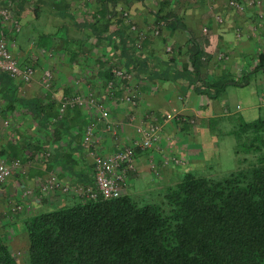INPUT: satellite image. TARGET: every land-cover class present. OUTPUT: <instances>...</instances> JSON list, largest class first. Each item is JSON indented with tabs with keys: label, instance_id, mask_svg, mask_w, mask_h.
<instances>
[{
	"label": "crops",
	"instance_id": "obj_1",
	"mask_svg": "<svg viewBox=\"0 0 264 264\" xmlns=\"http://www.w3.org/2000/svg\"><path fill=\"white\" fill-rule=\"evenodd\" d=\"M260 7L264 8V0ZM123 8L131 13L129 23L119 13ZM158 11L175 13L176 18L167 26L166 22L157 24ZM106 12L111 18L106 17ZM220 13L222 21L216 16ZM20 20L22 29L11 34L12 47L20 62L33 64L37 73L33 81L26 82L17 78L11 80L0 69V157L10 163L20 160L8 180L0 183V222L3 225L0 232L11 245L19 232L22 241L28 242L22 222L24 213L63 206L81 197L60 189L44 191L39 179L54 174L72 184L93 180L92 157L82 143L84 125L88 121L96 122L97 151L107 153L135 141L137 125L147 119L148 113H153L163 125L161 138L151 151L137 148L135 169L128 173L126 180L132 184L149 169L148 156L152 155L155 170L149 169L151 179L168 184L182 178L184 173L198 174L224 166L227 151L225 141L220 144V138L235 139L237 145L238 130L245 122L260 116L264 97L258 100L252 83L258 74L255 70L258 54L264 50V17L259 16L254 5L246 4L243 11H238L229 0H117L114 4L103 0H28ZM119 20L124 21L120 27ZM105 23L118 27L113 44L102 43L98 38L97 29L103 28ZM132 23L139 28H149L144 40H152L149 45H142L143 56L154 57V62L163 59L162 63H150L154 74L147 70L136 76V103L125 99L126 86L112 93L102 79L105 61L121 64L126 60L117 59L121 53L119 41ZM158 26L162 31L154 35L151 28ZM192 36L200 39L205 49L202 74L229 81L218 98L201 92L195 83L189 55ZM171 44L172 51H167ZM44 48H48L49 53H44ZM171 58L173 68L165 62ZM162 68L173 76H163ZM47 69L54 73L51 87L44 84ZM260 79L264 81V75ZM89 92L110 109L108 119L99 118L84 105H71L66 118L56 110L61 122H55L53 115L48 125H41L30 110V103L34 101L60 104L64 95ZM174 107L178 114L167 120L166 113ZM39 118L45 119L44 116ZM55 124L59 137L54 136ZM235 148L227 157L233 158ZM174 156L182 159L180 164L176 167L166 164ZM182 165L183 169L178 168ZM134 190L128 188L131 193ZM128 191L124 188L125 193ZM13 202L23 203L25 210L12 211L9 204Z\"/></svg>",
	"mask_w": 264,
	"mask_h": 264
},
{
	"label": "trees",
	"instance_id": "obj_2",
	"mask_svg": "<svg viewBox=\"0 0 264 264\" xmlns=\"http://www.w3.org/2000/svg\"><path fill=\"white\" fill-rule=\"evenodd\" d=\"M1 1L12 6L19 19L27 9L28 0ZM106 17L111 18L107 12ZM175 18V13L158 11L156 23L166 22L167 26ZM123 22L119 20L118 27ZM111 23L97 29L100 42L116 41L118 27ZM123 33L117 59L126 60L116 64L134 70L136 76L147 70L154 74L150 63H162L163 59L154 62V57L143 56L142 47L137 48V33L131 26ZM190 39L195 83L201 92L218 98L229 81L202 74L205 49L200 39L194 36ZM151 40H143L142 45H149ZM173 60L165 62L173 68ZM110 64L104 63L105 82L112 77ZM255 70L264 75V50L258 54ZM5 74L13 80L9 73ZM162 75L173 76L165 70ZM115 82V92L125 87V82L116 78ZM30 108L41 125H48L53 115L55 122L62 120L56 111H60L61 103L34 101ZM57 125L54 136L59 137ZM237 133L236 153L264 147V117L245 122ZM161 188L159 200L141 201L129 193L111 198L80 197L63 206L24 213L28 264H264V153L224 176L184 173L182 178ZM0 264H22L1 232Z\"/></svg>",
	"mask_w": 264,
	"mask_h": 264
},
{
	"label": "built area",
	"instance_id": "obj_3",
	"mask_svg": "<svg viewBox=\"0 0 264 264\" xmlns=\"http://www.w3.org/2000/svg\"><path fill=\"white\" fill-rule=\"evenodd\" d=\"M229 4L238 11H243L246 4L254 5L257 8L259 16L264 17V8L262 0H229ZM129 13L124 12V17L129 23ZM222 20L221 16H218ZM0 69L9 73L12 77L30 82L36 77L37 69L33 64L23 65L20 62L18 55L12 47L11 34L22 29L21 20L15 15V10L12 6L2 3L0 0ZM131 27L137 33V48L142 47V41L148 36V28H138L135 23ZM160 26L154 27L153 33L159 34ZM171 49V46H168ZM44 53H49L48 48L43 49ZM110 69L112 77L106 82L108 89L115 93L116 82L115 78L120 82H125L127 94L125 99L131 103L137 102L138 90L135 84L136 74L134 70L111 63ZM54 80V73L51 69H47L44 75V84L51 87ZM71 105H84L91 111L96 112L99 118L108 119L110 109L105 106L104 102L99 99L94 93L88 94L75 93L72 95H64L61 99L60 113L63 115L67 112ZM178 109L174 107L166 113V119L170 120L176 117ZM146 120L139 123L136 127L137 137L132 143L119 145L116 149L102 153L97 151L99 138L95 130V121H88L84 125L82 134V143L85 151L92 157L93 164V180L87 183H68L61 180L57 175H50L43 179H39L38 183L42 190L49 191L50 189H60L64 193H77L82 198L96 199L98 197L111 198L121 195L124 192V187L127 184V175L135 169L137 148L149 149L157 145L163 132V125L160 121L154 118L153 113L146 115ZM112 126L109 124V127ZM177 163L180 159L172 157ZM20 164L19 159L13 162L0 157V183L6 182L12 175L15 166ZM127 187V186H126ZM25 205L21 202L11 204L12 211L23 210Z\"/></svg>",
	"mask_w": 264,
	"mask_h": 264
},
{
	"label": "rangeland",
	"instance_id": "obj_4",
	"mask_svg": "<svg viewBox=\"0 0 264 264\" xmlns=\"http://www.w3.org/2000/svg\"><path fill=\"white\" fill-rule=\"evenodd\" d=\"M125 11H127L129 13L128 17L130 19L131 13H130L129 9H124V10L120 11L119 13L123 17ZM216 16H217V19H218V16H221L222 20H223V15L221 13L217 14ZM222 20H219V21H222ZM146 28H148V27H146ZM151 29H152V33H153V29L154 28H151ZM148 30H149V28H148ZM161 31H160V33H161ZM160 33L157 34V35H160ZM171 45H170L171 49L166 48L167 51H172L173 44H171ZM261 77H262V72L260 71L257 74V78L252 83V85L255 87L256 91L258 92V96H259L258 100L259 101H261L262 98L264 97V81H263V79H260ZM254 78H255V75H254ZM252 85H251V87H253ZM260 106H261L260 115H262L264 117V102L261 103ZM170 120H172V119H170ZM218 131H219V133H221V130L219 128H218ZM230 139L229 140L225 139V136H222L220 138V144L225 141V143H224L225 145L224 146H225V150L227 151V152H224V156L226 157V159L224 160L226 162L225 165L222 166V167H217V168L216 167H212L211 169L206 170L205 172L202 170L198 174L212 175V176H224L225 174L229 173L231 170L236 169V168H238L241 165H247L250 162L256 161L258 155L261 154V153H264V147H261L258 150H252V151H249V152L242 151L240 153H236V148H235L236 141H235V139H232V138H230ZM155 147H156V145H154L152 148H155ZM152 148H149L148 150L151 151ZM233 148H235V152H234V154H232L233 158L231 159L230 157H227V156H228L229 152L234 151ZM176 157H178L180 159L177 163H175L172 160V157H171L169 162H166V164L174 165L176 167V165L180 164V162L182 160L179 156H176ZM148 158H149V160H148L147 168L151 169V171L155 170L154 169L155 168V163L153 162L152 155H149ZM184 165H186V164H184ZM184 165H182L181 167H178V168L183 169L185 167ZM208 167H211V163L208 165ZM149 169L145 170V172H142L139 177H136L133 180L132 184L127 182V184H126L127 187L126 186L124 187V188H127V191H128V188L129 189L130 188L131 189H135L134 192L132 191L133 193H131V191H128V192H129V194H131L137 200L153 201V200H159L161 198V192H160L162 190L161 186H164L165 183L155 182V178H154V180H152L151 179L152 175H151V172H150ZM208 173H210V174H208ZM154 177H156V176H154ZM130 185H133V188ZM15 203L13 202L12 204H15ZM10 204H9V208L11 206ZM2 227H3L2 222H0V230H2ZM20 236H22V235L19 232L18 236H17L18 238L14 239L15 242L12 243V249H13L15 255L17 256V258L19 259V261L22 264H28V262H29V258H28V242L26 243L25 241H22L23 239ZM13 237H14V235H12V238ZM17 242H20V244L17 245L16 244Z\"/></svg>",
	"mask_w": 264,
	"mask_h": 264
}]
</instances>
